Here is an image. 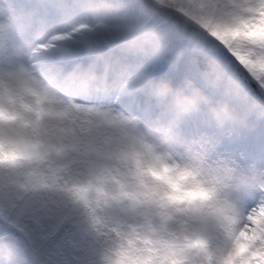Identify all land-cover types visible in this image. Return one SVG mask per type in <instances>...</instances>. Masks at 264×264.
<instances>
[{
    "label": "snow or ice",
    "instance_id": "6c2138e0",
    "mask_svg": "<svg viewBox=\"0 0 264 264\" xmlns=\"http://www.w3.org/2000/svg\"><path fill=\"white\" fill-rule=\"evenodd\" d=\"M166 81L249 119L162 127ZM257 100L264 0H0V264H264V191L218 208L198 167L264 168ZM208 209L216 236L173 228Z\"/></svg>",
    "mask_w": 264,
    "mask_h": 264
},
{
    "label": "clouds",
    "instance_id": "9594fccd",
    "mask_svg": "<svg viewBox=\"0 0 264 264\" xmlns=\"http://www.w3.org/2000/svg\"><path fill=\"white\" fill-rule=\"evenodd\" d=\"M131 39L134 38H127L120 43H127ZM143 47L148 50L149 44L144 43ZM209 72L216 74L214 69ZM154 95L165 118L161 121L162 127L168 122L178 125L197 114H203L211 125L221 130L242 127L249 119L243 106L223 98L214 101L208 91L195 82L177 85L166 81L154 89ZM255 103H264V100H257ZM195 151L197 150L193 149ZM198 167L204 173V181L215 189L218 208L226 209L235 199L257 190L264 191V168L256 165H241L220 157L198 164ZM161 175L174 183H184L177 172H162ZM154 219L158 222V218ZM182 219L183 223L176 222L172 225L177 232L202 230L205 236L212 238L220 231L219 216L214 209L206 210L203 220Z\"/></svg>",
    "mask_w": 264,
    "mask_h": 264
}]
</instances>
